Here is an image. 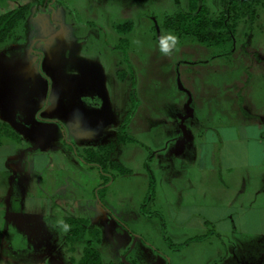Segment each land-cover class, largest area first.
<instances>
[{"label": "rangeland", "instance_id": "obj_1", "mask_svg": "<svg viewBox=\"0 0 264 264\" xmlns=\"http://www.w3.org/2000/svg\"><path fill=\"white\" fill-rule=\"evenodd\" d=\"M187 5L41 0L0 41V121L20 136L5 191L52 203L34 215L52 238L28 254L17 234L20 259L82 264L90 241L98 264H264V11L221 54L175 32Z\"/></svg>", "mask_w": 264, "mask_h": 264}, {"label": "trees", "instance_id": "obj_2", "mask_svg": "<svg viewBox=\"0 0 264 264\" xmlns=\"http://www.w3.org/2000/svg\"><path fill=\"white\" fill-rule=\"evenodd\" d=\"M39 1L26 2L0 15V41L27 18L33 4ZM204 1L188 0L187 9L174 21V30L180 35L192 36L203 44L224 48L221 54L232 52L238 30L251 27L258 10L264 11V0H220L221 12L212 15ZM3 137L20 140L19 134L10 124L0 121V143ZM86 222L81 218H65V224L68 225L67 239L71 244L83 240ZM93 231L99 232L96 229ZM86 242L89 247L83 248L82 264H98V253L90 250V241Z\"/></svg>", "mask_w": 264, "mask_h": 264}, {"label": "crops", "instance_id": "obj_3", "mask_svg": "<svg viewBox=\"0 0 264 264\" xmlns=\"http://www.w3.org/2000/svg\"><path fill=\"white\" fill-rule=\"evenodd\" d=\"M8 1L12 5L9 8H4L0 5V15L32 0ZM15 142L19 141L3 137L0 143V264H36V262H32L33 258H29V251L32 247L35 249L43 241L52 237L49 233H46L45 228L41 229L39 221L36 220L34 215L43 212L46 208H49L48 211H50L52 203L50 199L43 197L24 196L21 200L18 197L14 199L15 193L5 191V175L6 179L9 178V181H12V176L18 173L21 168L17 149H15ZM36 148L34 147L32 150ZM235 150H233V153ZM231 155H233L231 151L224 154L225 157L227 156L226 158ZM41 159L39 154L33 155V162L36 165L41 164ZM42 160L46 163L45 158ZM17 234L26 239V244H24L28 254L23 257V260L17 255L20 251L18 246L13 244L15 242L14 238L17 239ZM66 240H68L67 232ZM21 246L24 247L23 244ZM21 250L24 251L25 249L22 248Z\"/></svg>", "mask_w": 264, "mask_h": 264}, {"label": "clouds", "instance_id": "obj_4", "mask_svg": "<svg viewBox=\"0 0 264 264\" xmlns=\"http://www.w3.org/2000/svg\"><path fill=\"white\" fill-rule=\"evenodd\" d=\"M136 44H139L140 41H135ZM177 45V37L175 34L169 32L164 33L159 38V51L164 55H170L171 52L174 50V48Z\"/></svg>", "mask_w": 264, "mask_h": 264}, {"label": "water", "instance_id": "obj_5", "mask_svg": "<svg viewBox=\"0 0 264 264\" xmlns=\"http://www.w3.org/2000/svg\"><path fill=\"white\" fill-rule=\"evenodd\" d=\"M178 83L180 84V82L178 81ZM180 87L183 89V86L180 84ZM187 93H189L188 91H187ZM190 101H191V98L189 97L188 98V100H187V102H186V107H188V110L190 111L191 109H190V106H189V104H190ZM17 215V214H16ZM17 223V222H16ZM18 224V223H17Z\"/></svg>", "mask_w": 264, "mask_h": 264}]
</instances>
